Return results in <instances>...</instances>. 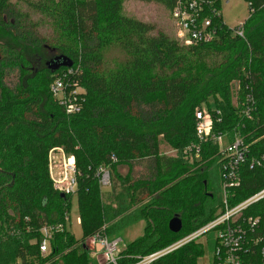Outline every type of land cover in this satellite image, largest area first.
Masks as SVG:
<instances>
[{"label": "trees", "instance_id": "1", "mask_svg": "<svg viewBox=\"0 0 264 264\" xmlns=\"http://www.w3.org/2000/svg\"><path fill=\"white\" fill-rule=\"evenodd\" d=\"M125 1L28 0V10L15 13L10 0H0V264H95L87 238L103 230L116 239L126 226L143 221L141 234L116 258L117 264H138L214 219L221 193L218 198L211 188L208 170L214 163L220 170L219 146L204 143L193 161L182 154L196 141L197 107L212 111L214 133L229 142L239 135L246 146L241 184L232 189L230 203L264 186V168H250L253 159L264 162V0H244L252 12L243 38L224 24L219 41L190 46L171 26L125 15ZM137 1L161 3L171 14L175 0ZM210 1L207 14L220 6ZM32 14L39 15L34 27ZM38 24L44 31H36ZM42 41L70 66L80 64L79 113L65 114L52 97L54 74L69 66L51 69L47 62L55 56L46 55ZM13 68L17 83L9 87L4 75ZM247 95L253 98L251 119L241 114ZM161 143L178 155H162ZM56 146L75 158L74 195L61 197L49 178L47 154ZM140 159L152 160L150 178H133V162ZM102 165L110 168L115 206L104 200L98 183ZM119 166L127 167L125 174ZM73 196L80 238L64 221ZM244 214L259 216L264 225V199ZM174 216L182 222L177 233L168 229ZM55 223L65 228L42 254L40 227ZM202 254L192 241L149 264H196Z\"/></svg>", "mask_w": 264, "mask_h": 264}, {"label": "built area", "instance_id": "2", "mask_svg": "<svg viewBox=\"0 0 264 264\" xmlns=\"http://www.w3.org/2000/svg\"><path fill=\"white\" fill-rule=\"evenodd\" d=\"M210 0H175L171 9V17L175 28V36L180 43L190 46L201 43H212L220 40V30L224 21H215L221 18L219 9L211 8L207 14L206 6ZM252 8L249 9V13ZM221 20V19H220ZM244 23V22H243ZM243 23L232 28L235 35L243 38ZM81 66L75 63L54 74L49 85L52 97L63 108L64 113L73 115L82 109V86L79 77ZM253 98L246 96L241 114L248 119L252 118ZM216 114V113H215ZM196 141L187 144L182 154L193 161L200 156L202 145L211 141L219 146L221 205L219 214L207 224L199 227L192 233L177 240L164 250L145 256L138 264H149L156 258L189 242L196 240L205 233L215 231L212 260L215 264H264V225L259 216L245 215L244 211L250 205L264 199V186L243 201L232 205L230 199L234 196L232 189L241 184L240 167L245 162L246 146L241 136L236 135L229 142L226 136L213 132V113L205 106L197 107L194 111ZM177 151V149H175ZM115 161L116 158L112 157ZM49 178L53 188L64 197L74 195L77 187V168L75 158L62 147L51 148L47 154ZM262 166V159H253L250 168ZM101 189L111 185V172L108 165H102L96 172ZM69 214L64 221L69 223ZM77 222L80 223L79 218ZM63 223L42 224V234L39 248L42 254L49 251L52 235L63 231ZM87 241L98 248L106 264H117L119 252L118 240L110 239L103 230L96 232Z\"/></svg>", "mask_w": 264, "mask_h": 264}, {"label": "rangeland", "instance_id": "3", "mask_svg": "<svg viewBox=\"0 0 264 264\" xmlns=\"http://www.w3.org/2000/svg\"><path fill=\"white\" fill-rule=\"evenodd\" d=\"M26 1L10 0V3L16 9L15 13H24L25 11L28 10L29 6ZM219 5H220L219 11L221 14V18L224 21V23L230 28H235L239 26L248 17L249 9H248L247 3L244 0H219ZM122 10H123L122 12L125 15L131 16V17L143 20V21H150L158 26L160 25L171 26V28H173L174 35H175V28H174L171 14H170V9L161 3H157V2L146 3V2H141L137 0H127L123 3ZM38 18H39L38 14H32L33 21H30L29 24L34 27V23L37 22ZM23 21L26 22V20H23ZM40 30H43V29H41L38 24L36 31H40ZM42 44L44 45L46 44L45 53L47 56L49 55H51L52 57L58 56L57 52L52 50V48L50 47L51 43H47L46 41V42H43ZM108 48L106 49V51H108ZM112 51H114V49L111 47L108 52H112ZM17 76H18V71L16 68L7 70L4 75V83L9 87H14V85L17 83ZM208 101H209L211 109H214L213 100L209 99ZM232 102H233V105L236 106V95L233 97ZM175 149L176 148H172L166 143L160 144V153L164 156L176 157L178 155V152L175 151ZM152 166H153V163H152V160L150 159H140V160L134 161L133 168H132L133 178L134 179L150 178V176L153 173ZM118 168L122 174H125L127 171L126 166H119ZM208 175H209V180H210V186L215 192L216 196L219 198L220 193H221V182H220L221 176H220V170L216 163L211 165V167L208 170ZM102 194H103L104 200L107 203H110L112 206H115L116 203L115 201H113L114 200L113 197H111V186L103 187ZM142 196H144V194ZM221 208H222V205L220 201L219 210ZM69 216H70V219H69L68 229L74 235L75 238H80L82 235L81 233L82 231H81L80 224H78L77 222L78 205H77V200L75 196H73L71 199V210H70ZM141 223L143 224V221ZM129 229L131 230L134 229V232L130 236H128L127 232H121L120 234V235H123L122 238L126 242L130 240L133 235H134L133 237L140 235L141 230H142L138 224L133 225L132 227L130 226ZM214 242H215V231L213 230L205 233L204 235L200 236L196 240V243L200 244L203 247V254L199 258H197L196 264H211ZM86 244L92 247L90 243L87 241V239H86ZM122 245H123V242L119 243V247H121ZM165 248L161 250H164Z\"/></svg>", "mask_w": 264, "mask_h": 264}, {"label": "water", "instance_id": "4", "mask_svg": "<svg viewBox=\"0 0 264 264\" xmlns=\"http://www.w3.org/2000/svg\"><path fill=\"white\" fill-rule=\"evenodd\" d=\"M71 64H72L71 60L61 56L54 57L53 59L47 62V65H49L51 69H57L59 66H70ZM60 196L64 197L62 193H60ZM181 227H182L181 219L177 216L172 217L168 222V229L171 232L177 233L180 231Z\"/></svg>", "mask_w": 264, "mask_h": 264}, {"label": "crops", "instance_id": "5", "mask_svg": "<svg viewBox=\"0 0 264 264\" xmlns=\"http://www.w3.org/2000/svg\"><path fill=\"white\" fill-rule=\"evenodd\" d=\"M142 221H139V222H137V223H131L130 225H128V226H126L124 229H123V232H127L128 233V236H130L133 232H134V229L133 230H131V229H129V227L131 226H133V225H136V224H138L139 225V227H141V229H142V226H143V224L141 223ZM79 224V223H78ZM136 235V234H135ZM122 236L123 235H121L120 237H117L116 239L118 240V248H119V251L124 247V245H125V243H127L128 241H130V240H133L135 237H137V236H135V237H133L132 236V238L130 239V240H128L127 242L126 241H124L123 240V238H122ZM123 242V245L121 246V247H119V243H122ZM92 257H93V259H94V261H95V264H106L104 261H103V259H102V255H101V253H100V251H98V248L96 247H94V253H93V255H92Z\"/></svg>", "mask_w": 264, "mask_h": 264}]
</instances>
